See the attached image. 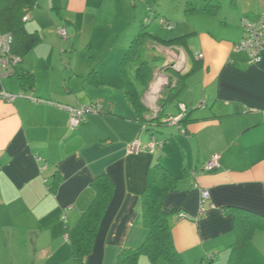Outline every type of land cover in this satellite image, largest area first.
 <instances>
[{
  "label": "crops",
  "instance_id": "obj_1",
  "mask_svg": "<svg viewBox=\"0 0 264 264\" xmlns=\"http://www.w3.org/2000/svg\"><path fill=\"white\" fill-rule=\"evenodd\" d=\"M62 2L61 24L51 17V0L44 10L36 7L27 21H33L27 30L38 31L41 41L18 69L34 75L33 88L23 89L16 76L0 79V91L26 95L14 102L0 99V261L7 254L14 259L27 251L50 264H77L68 232L94 198L92 181L106 175L115 183V193L86 264H117L124 250L138 249L147 239L143 197L146 191L153 198L161 193V187L152 184L160 164L177 178L164 211L185 264H227L238 227L264 220V51L262 60L251 64L246 52L234 49L244 38L242 19L257 21L264 0H232L220 26L210 24L189 33L187 50L170 48L178 57L171 68L190 73L172 100L187 107L190 121L179 125L181 138L167 145L166 135L159 141L164 142L162 149L154 152L142 147L157 130L150 129L152 122L141 121L121 75L128 43L125 27L118 23L112 28L106 39L109 48L97 55L104 48H97L94 40L97 29L88 35L85 31L87 25H96L101 0ZM64 25L70 27L65 39L59 34ZM86 51L89 60L83 56ZM165 70L166 64L155 68L143 94L148 120L161 110L160 104L154 108L153 99L156 94L164 97L162 87L170 81ZM93 71L97 77L87 80ZM193 78L194 88L189 84ZM91 104H101L102 114L91 115L71 130L69 112L60 106ZM169 116L179 115L164 114ZM135 141L142 147L130 152ZM215 155L219 168L209 172L205 166ZM59 177L52 191L50 185ZM202 190L211 193L204 211ZM138 264L169 263L142 255ZM242 264H264V229L255 230L244 243Z\"/></svg>",
  "mask_w": 264,
  "mask_h": 264
},
{
  "label": "trees",
  "instance_id": "obj_2",
  "mask_svg": "<svg viewBox=\"0 0 264 264\" xmlns=\"http://www.w3.org/2000/svg\"><path fill=\"white\" fill-rule=\"evenodd\" d=\"M39 1L0 0V33H10L13 36L12 52L21 59V63L23 58L41 41L39 32H29L26 28V22L23 20L27 13H32L38 7ZM62 1L51 0L52 10L57 15H60L63 9ZM145 22L149 21L145 20ZM149 42L167 47L181 46L187 50V35L174 39H162L149 31L148 25H144L127 48L121 61L120 70L124 79L126 93L140 119H142L141 121L145 125L150 122H157L158 126H162V119L164 118L163 107L174 100L184 89L190 73L182 75L176 70H172V68L166 69L168 73H172L177 77V83L166 87L163 94L164 97L159 102L161 110L157 116L153 119H146L144 114L150 112V110L144 105L142 97L150 86L155 70L150 61L144 57ZM134 66L135 69L132 71ZM12 76L18 78L23 89L33 88L34 75L31 72L25 70L19 72V69H17ZM93 77H97L96 71L91 72L87 80ZM185 116L179 125L187 124L190 121L188 110ZM152 128L150 126V129ZM60 182V177L54 179L50 185L52 191L57 189ZM176 183L177 178L166 168L160 164L155 166L152 174V184L160 186L162 191L155 198L151 197L148 191L144 193L143 218L144 226L148 230L147 239L138 249L124 250L119 255L117 264H138V259L142 255L148 256L154 262L164 259L169 264H185L174 245L169 215L164 211L165 199L170 192L175 190ZM91 187L95 192L92 202L82 214L79 222L75 227L69 229L68 232L72 256L77 264H86L88 257L91 255L100 224L113 199L116 188L115 183L106 175L96 177L92 181ZM248 225V228L238 227V241L232 248V254L227 264H242L244 243L251 239L255 230L264 229V220H253Z\"/></svg>",
  "mask_w": 264,
  "mask_h": 264
},
{
  "label": "rangeland",
  "instance_id": "obj_3",
  "mask_svg": "<svg viewBox=\"0 0 264 264\" xmlns=\"http://www.w3.org/2000/svg\"><path fill=\"white\" fill-rule=\"evenodd\" d=\"M101 2L102 6L96 20V25H87L85 31V35H88L91 34V30L97 29V34L94 36L97 48L101 46L104 47L102 52H97V55L104 53L109 48V42L106 41V39H108L107 36H109L112 28L117 27L118 23H122L123 27H125L124 33L127 36V48L140 33L144 25H148V30L156 34L159 38L174 39L187 35V40L189 41V36L191 35L189 33L196 28L203 29L210 24L220 26L221 22H225L227 12L231 9L230 4L232 0H212V2H209V0H101ZM40 4L41 5L35 10H44L48 5V0H41ZM213 4H218L220 6L219 9H214L211 6ZM128 8L132 10L131 13L127 10ZM51 14L54 21L56 20V22L62 23L61 19L64 18V13L61 17L53 12ZM145 20L149 22H145ZM47 21H49V19ZM164 21L168 23L169 26H165L163 24ZM32 22L33 21L30 20L26 23V26H29ZM50 26L51 25H48L47 27L50 28ZM55 27H57V25H55ZM135 27H137V29H135ZM69 28V26H65L66 30ZM30 29H32L31 25ZM120 43L121 41L119 40L118 44L121 45ZM154 44L156 43H148L144 57L149 60L151 65L155 68L164 64H166V69L171 68L170 62L173 63V61H177L178 57L175 54L176 52L170 48H180L181 46L167 47L157 44L158 46L156 45L157 47L153 48ZM78 53L79 55L82 54L81 50H79ZM83 56L85 59L89 60L91 58V53L86 51V54ZM134 69L135 66L132 71H134ZM172 70H174V67ZM168 75L170 81L166 80L160 93L161 96H163L168 84L174 85L177 83L176 76L172 73H168ZM189 82H191L189 84L194 88L193 84L195 79L193 78ZM189 88L192 89V87H188L186 90L187 93L190 92ZM186 92H184V96L187 95ZM159 100H161V98L156 94L153 99V101H155V109H158ZM164 108V114L170 113L175 116L181 114L177 106V101L168 102ZM196 112L197 110L194 113ZM164 120L163 118L162 121ZM179 127L178 125L163 124L155 128L157 130L155 135L158 141H161V139L167 135L169 138L167 145H169L175 142L177 140L176 138H181ZM24 252V254L22 253L19 257H14V259L11 258V255L7 254L0 261V264H50V261L45 260V258L39 255L27 251Z\"/></svg>",
  "mask_w": 264,
  "mask_h": 264
},
{
  "label": "built area",
  "instance_id": "obj_4",
  "mask_svg": "<svg viewBox=\"0 0 264 264\" xmlns=\"http://www.w3.org/2000/svg\"><path fill=\"white\" fill-rule=\"evenodd\" d=\"M31 13L23 18L25 22L30 19ZM165 26H169L165 21ZM241 26L244 32V38L241 42L234 46L236 51H244L249 55L250 63L257 64L262 60V53L264 51V11L259 16V19L255 22L250 21L247 18H243ZM60 36L65 39L68 34L65 28H59ZM13 36L10 33H0V79L12 76L18 69L21 63V59L12 52ZM198 58H202L203 55L199 54ZM18 98H26L25 93L20 92L18 94L9 93L7 91H0V99L6 102H14ZM34 101H40L38 99H32ZM69 112V125L71 130H76L82 126L91 115H100L103 112L101 104H91L88 106L76 105V106H60ZM181 114L178 117L169 116L164 118L163 124L178 125L180 121L185 117L187 107L184 104L179 105ZM154 129L159 127L157 123L151 125ZM164 146V142H159L156 137L153 136L151 141L144 147H142L139 141H135L130 146V152H137L141 147L147 151L154 152L155 150H161ZM219 168V156L212 157L209 163L205 166V170L212 172ZM211 200V193L209 190H202L201 205L202 211H204V205ZM212 205V204H211ZM184 217L183 214L180 215ZM65 218V217H64Z\"/></svg>",
  "mask_w": 264,
  "mask_h": 264
}]
</instances>
